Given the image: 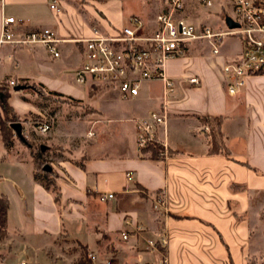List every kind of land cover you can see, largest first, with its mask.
I'll list each match as a JSON object with an SVG mask.
<instances>
[{"label":"crops","instance_id":"1","mask_svg":"<svg viewBox=\"0 0 264 264\" xmlns=\"http://www.w3.org/2000/svg\"><path fill=\"white\" fill-rule=\"evenodd\" d=\"M51 1L0 0V35L5 16L25 21L24 32L51 29L61 40L59 58L39 45L0 47V83L25 81L56 92L64 86L61 77L71 74L80 85L75 79L85 58L80 40L92 38L95 30L115 37L133 16L142 19L146 32L152 33L165 10V0H59L57 12L50 8ZM197 6L189 3L186 11ZM215 14L223 15L218 7ZM206 18L191 21L186 17L195 25L222 29L203 22ZM241 49L242 41L234 53L223 43L221 55L214 57L206 42H195L188 56L167 63L168 77L177 82L176 93L167 100V159L137 146L136 122L163 107L161 82L146 83L138 97L128 100L147 108L139 116L130 114L121 120L128 123L125 143L120 135L113 139L108 134L110 121L97 116L96 110L85 117L87 126L70 142L58 135V125L43 119L51 130L36 139L44 143L40 146L44 151L52 150L55 163L47 165L54 172L57 191L46 189L45 177L35 179L31 152L30 169L18 160L0 158V164L21 182L15 184L21 225L13 232L8 213L9 252L18 248L22 261L29 264H35L40 251L63 264H79L89 255L113 264H162L165 259L166 264H247L263 257L262 234L253 220L257 215L264 218V75L249 77L246 86L231 96L221 69L239 59ZM192 77L201 84L189 85L187 79ZM54 83L59 87L51 86ZM157 85L163 90L155 91ZM82 86H87V98L93 97L95 87L111 89L91 81ZM62 95L89 104L86 99ZM111 95L99 96L111 99ZM24 100L37 109L29 116L45 118L34 99ZM209 116L225 117L223 132L230 155L210 154V139L200 120ZM90 131L95 135L89 136ZM159 136L164 140L162 130ZM17 144L24 146L16 139L13 147L6 148L0 134V150H13ZM57 146L69 152L54 150ZM0 179L1 186L6 179L2 175ZM158 193H166L168 213L154 210L152 197ZM0 194L9 198L11 209L9 192ZM110 194L113 199L101 200ZM124 232L129 233L126 241ZM165 235L169 237L165 249L149 248V241L157 243ZM36 243L39 246L34 248Z\"/></svg>","mask_w":264,"mask_h":264},{"label":"built area","instance_id":"2","mask_svg":"<svg viewBox=\"0 0 264 264\" xmlns=\"http://www.w3.org/2000/svg\"><path fill=\"white\" fill-rule=\"evenodd\" d=\"M59 3V0H52L50 8L59 12ZM189 3H196L212 11L218 7L223 17H230L239 24V28L223 30L208 25H195L183 15ZM156 22L158 29L149 33L146 32L144 21L133 16L115 37H105L95 30L92 38L80 40L85 46V58L76 71L75 79L80 85L91 81L110 87L117 91L124 101L138 97L146 83H163V107L138 120L136 133L140 151L146 152L158 146L160 158L167 159L168 141L165 138L160 139L159 133L162 130L165 136H168L170 112L167 100L177 91V82L167 75V63L188 56L195 42H206L212 55L218 57L227 37H240L242 49L239 59L225 63L221 68L228 94L236 95L246 86L249 77L264 75V0H165V10L158 15ZM24 27L25 21L4 16L0 47L11 45L22 48L39 45L44 46L54 58L60 57L58 45L61 40L55 31L40 29L24 32ZM187 82L191 86L201 84L198 77L188 78ZM8 83L12 87L16 86L13 80ZM34 127L40 134H47L51 130V125L42 121L36 122ZM205 130L208 131V128ZM94 135L90 131L89 136ZM131 178L132 176H129V179ZM113 198L114 195L110 194L101 200ZM152 203L155 211L168 213L170 210L166 193L153 196ZM122 238L128 240L129 233H122ZM148 243L151 249H165L169 237L165 235L157 243ZM88 259L96 264H113L110 260L99 261L94 255H89ZM166 263L165 259L162 264ZM20 264L29 263L21 261ZM247 264H264V256L255 263Z\"/></svg>","mask_w":264,"mask_h":264},{"label":"rangeland","instance_id":"3","mask_svg":"<svg viewBox=\"0 0 264 264\" xmlns=\"http://www.w3.org/2000/svg\"><path fill=\"white\" fill-rule=\"evenodd\" d=\"M216 10H206L202 7H195L190 8V10H187L183 15L186 17H189L191 21H195L197 19H201L203 17H207L206 19H203V22H206L210 25H219L222 27L223 30H228V26L225 22L224 15L215 14ZM189 20V21H190ZM198 21V20H197ZM240 37H227L223 43H227L231 46L232 52H236L239 49L240 43H241ZM62 83H64V86L60 89H56L62 94H65L67 96H70L75 99H86L89 104H84L86 107H77L73 104H60L57 102H48L45 100H42L39 95L37 94L36 90L31 88L30 86L27 89V86H23L24 89L22 92H13L11 97L9 98V104L13 107L14 112L20 116L22 119H28L25 121H20L24 126V134L26 136V139L31 142H36V138H41L42 135L36 130L34 127V124L36 122H45L49 121L50 123H53L54 125H58L60 129V135L61 137H65L67 141H72V139L75 136H78L81 133V128L86 127L87 123H84L85 117L88 115H91V112H89V109L96 110V115L103 117L105 120L110 121V126L108 128V134L114 139L115 137L118 138L120 135L124 140H120V142L125 143L127 142V136L125 135L128 131L124 129L125 125H128V123L123 122L121 120H125L126 116H131L130 114L135 115H141L143 114L144 110L147 108V104L144 106H138L132 101H124L121 100L118 97L117 92L111 91V89H106L104 87H95V89L92 91L93 97L99 96L101 93L108 92L111 95V99H104L101 98L102 96H99L95 99H93L92 95L87 98V86L77 85L74 83V81L71 79V74H65V76L61 77ZM31 85V84H30ZM51 86L59 87V84H52ZM163 90L160 85H157L155 87V91H161ZM24 93V94H23ZM21 95H24V97L28 99H34L36 105L40 108L38 111L42 113V115L45 116V118H42L41 116L30 115V112H36L37 109L32 105L31 103L25 102L26 98L23 99ZM91 111V110H90ZM28 115V116H27ZM27 116V117H26ZM26 117V118H25ZM36 117L41 118L40 120H37ZM43 119L45 121H43ZM118 129L120 131H118ZM63 130V131H62ZM50 132V131H49ZM48 132V133H49ZM65 133H68V135L65 136ZM208 132V131H206ZM90 133V132H89ZM94 133V132H93ZM168 136H169V130H168ZM168 136L164 134V138L168 141ZM46 137V135H44ZM130 137V136H129ZM205 137V136H204ZM226 139V138H225ZM42 141V140H41ZM38 146L43 145V142L36 143ZM44 148H48V146H43ZM35 151V149H29L25 146H20L17 144L13 150H9L7 152H4V150H0V158L7 160V161H20V163L28 166L30 169L32 164V159L30 157V152ZM42 151L39 149H36V153L40 155V152ZM52 150L44 151V155H42L43 159H46L48 162H54L55 159L51 158L50 153ZM1 160V159H0ZM8 166L0 164V176L2 175L5 177L6 182L0 186V192L6 191L9 192L10 198L12 197V206L11 209H9V228L10 232L13 230H16V228H19L21 225L20 219L18 217V209L15 205V202H17V198L19 199V196L15 189V184L21 185L19 177H15L13 174H9L7 169ZM45 177L44 174H40V177ZM256 219V217H255ZM253 220V224L257 225L255 226V229H257V232L259 234H262L260 236L261 242H264V218H261L257 215V219ZM260 243V242H259ZM39 244H35L34 248H37ZM11 247V243H8V241L5 239L4 241L0 242V254H3L5 256L4 261H1L0 264H20V262L23 260L21 255L22 253H19L21 250L15 247L13 252H9V249ZM18 247V246H17ZM18 252V254H17ZM71 252V251H70ZM262 256H264V251L261 253ZM35 264H63L62 262L54 263L46 254L42 251L38 254V257L35 260Z\"/></svg>","mask_w":264,"mask_h":264},{"label":"trees","instance_id":"4","mask_svg":"<svg viewBox=\"0 0 264 264\" xmlns=\"http://www.w3.org/2000/svg\"><path fill=\"white\" fill-rule=\"evenodd\" d=\"M9 80L3 81L0 83V134H1V141L3 145L6 148H11L14 146L15 140H19L25 147H28L29 149H35V151H32V157L34 158V168L35 173L34 177L35 179H39L40 174H44L46 178L45 187L47 190H53L57 191V188L55 186V182L52 179V175L54 174L53 171L46 172L44 171V167L49 164L46 159H43L42 155H44L42 151L40 152V155L36 153V149H40L41 147L36 144V142H31L25 138L24 141H21L14 130L11 128V125L13 123H21L20 121H27L28 119H22L20 116H18L15 112L13 107L9 104V98L12 95V91L14 88L19 86H30L34 90H36L37 94L42 100L48 101V102H61L63 104H73L77 107H86V105L79 100H74L69 97H65L60 93L48 91L44 86L42 85H30L29 83L25 81H19L16 82V86L12 87L8 83ZM91 110V111H90ZM89 112L92 113V109H89ZM37 120L41 121V118L36 117ZM201 123L208 128L207 135L210 139V154L211 155H230L231 151L229 147L226 144L225 134L223 132V124L225 117L222 116H209V117H203L200 118ZM37 130V129H36ZM49 149H47L48 151ZM54 150L60 151V152H69L68 149H65L61 146H57L54 148ZM149 151H152V156H156L160 152V148L158 146H155L152 149H149ZM58 198V194H56V199ZM10 209V200L9 198L4 195L0 194V242L4 241L8 238V230H7V224H8V213ZM5 256L3 254H0V263L1 261H4ZM79 264H93L91 260L87 259V256L84 257V259L79 261Z\"/></svg>","mask_w":264,"mask_h":264},{"label":"water","instance_id":"5","mask_svg":"<svg viewBox=\"0 0 264 264\" xmlns=\"http://www.w3.org/2000/svg\"><path fill=\"white\" fill-rule=\"evenodd\" d=\"M225 22L228 26L229 29H236V28H239V24L236 23L235 21H233L230 17H226L225 19ZM24 89V87L22 86H19V87H16L14 88V91L15 92H19V91H22ZM11 128L14 130V132L16 133L17 137L21 140V141H24L25 140V135H24V126L22 123H13L11 125ZM44 150V149H43ZM44 171L46 172H51L52 169L50 166H45L44 167Z\"/></svg>","mask_w":264,"mask_h":264}]
</instances>
